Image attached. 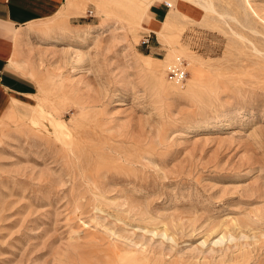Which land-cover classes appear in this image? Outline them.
<instances>
[{"label": "rangeland", "instance_id": "374dc122", "mask_svg": "<svg viewBox=\"0 0 264 264\" xmlns=\"http://www.w3.org/2000/svg\"><path fill=\"white\" fill-rule=\"evenodd\" d=\"M146 1L19 34L36 93L0 106V264H264V0H175L145 46Z\"/></svg>", "mask_w": 264, "mask_h": 264}, {"label": "crops", "instance_id": "0c3cea01", "mask_svg": "<svg viewBox=\"0 0 264 264\" xmlns=\"http://www.w3.org/2000/svg\"><path fill=\"white\" fill-rule=\"evenodd\" d=\"M174 1H150L145 21L147 30L155 33ZM65 3V0H0V106L7 103L10 110L15 108V103L27 106L24 99H8V95L36 93L34 81L24 73V64L18 57V37L28 22L57 13Z\"/></svg>", "mask_w": 264, "mask_h": 264}, {"label": "built area", "instance_id": "2783aa9c", "mask_svg": "<svg viewBox=\"0 0 264 264\" xmlns=\"http://www.w3.org/2000/svg\"><path fill=\"white\" fill-rule=\"evenodd\" d=\"M151 42V32L145 30L140 38V44L147 46ZM168 72L170 77L175 81H180L183 78V70L177 65L172 64L168 66Z\"/></svg>", "mask_w": 264, "mask_h": 264}, {"label": "bare ground", "instance_id": "6f19581e", "mask_svg": "<svg viewBox=\"0 0 264 264\" xmlns=\"http://www.w3.org/2000/svg\"><path fill=\"white\" fill-rule=\"evenodd\" d=\"M107 1V0H106ZM151 0H147L145 3H143V4H141V6L143 7L144 5H148L149 4V2H150ZM109 2V1H108ZM105 3V2H104ZM110 3V2H109ZM108 3V4H109ZM138 6V5H137ZM141 6L140 7H138V8H141ZM170 6H171V8H173L174 10H175V7H173V4L172 3H170ZM208 7H210V6H208ZM137 8V7H136ZM144 9V8H143ZM139 10H141V9H139ZM143 11V10H142ZM145 12V11H144ZM135 13V15L138 17L140 14H137L138 12H134ZM140 13V12H139ZM136 17V18H137ZM141 18V17H140ZM140 21V20H139Z\"/></svg>", "mask_w": 264, "mask_h": 264}]
</instances>
